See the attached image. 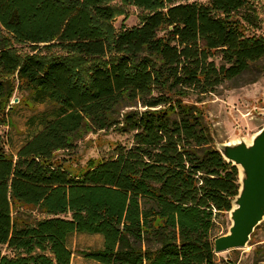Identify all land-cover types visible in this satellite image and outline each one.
I'll use <instances>...</instances> for the list:
<instances>
[{
	"label": "trees",
	"instance_id": "16d2710c",
	"mask_svg": "<svg viewBox=\"0 0 264 264\" xmlns=\"http://www.w3.org/2000/svg\"><path fill=\"white\" fill-rule=\"evenodd\" d=\"M204 1L0 0V31L31 51L0 45V264H71L73 234L102 238L77 252L99 264H216L239 171L198 104L264 59V39L247 34L258 0ZM130 7L140 24L117 30ZM19 93L60 113L10 154ZM90 131L131 140L74 166Z\"/></svg>",
	"mask_w": 264,
	"mask_h": 264
},
{
	"label": "rangeland",
	"instance_id": "374dc122",
	"mask_svg": "<svg viewBox=\"0 0 264 264\" xmlns=\"http://www.w3.org/2000/svg\"><path fill=\"white\" fill-rule=\"evenodd\" d=\"M251 7L254 8V26L247 34L264 39V0L255 1ZM140 14L141 10L130 7L128 19L124 21V16L118 17L113 23L114 27L120 30L123 22L128 28L136 27L140 24ZM0 45L31 53L27 44L17 43L5 31H0ZM201 101L198 106L205 114L217 149L225 144H238L242 141L251 144L254 136L264 128V59L254 63L240 78L225 83L215 94L201 97ZM12 105L11 129L2 128V133L8 142L6 151L16 154L38 133L44 121L58 117L60 109L48 101L38 103L28 93L16 94ZM130 140L131 135L128 133L90 131L77 141L76 148L71 153H66L64 158H69L74 166L85 168L89 160L107 159L114 148L127 145ZM231 224L229 213L224 214L216 225L215 236L228 234ZM102 243L103 240L98 235H71L68 246L75 253L71 264H99L79 256L77 252L99 249ZM215 261L216 264H264V222L255 230L246 248L215 254Z\"/></svg>",
	"mask_w": 264,
	"mask_h": 264
},
{
	"label": "water",
	"instance_id": "95a60500",
	"mask_svg": "<svg viewBox=\"0 0 264 264\" xmlns=\"http://www.w3.org/2000/svg\"><path fill=\"white\" fill-rule=\"evenodd\" d=\"M218 151L238 169L240 190L229 212V233L214 241L215 254L246 248L264 222V128L251 144H225Z\"/></svg>",
	"mask_w": 264,
	"mask_h": 264
}]
</instances>
